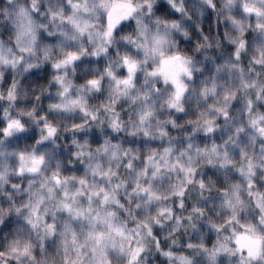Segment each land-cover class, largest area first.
<instances>
[{
	"label": "clouds",
	"instance_id": "9594fccd",
	"mask_svg": "<svg viewBox=\"0 0 264 264\" xmlns=\"http://www.w3.org/2000/svg\"><path fill=\"white\" fill-rule=\"evenodd\" d=\"M0 264H264V0H0Z\"/></svg>",
	"mask_w": 264,
	"mask_h": 264
}]
</instances>
